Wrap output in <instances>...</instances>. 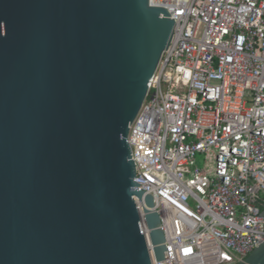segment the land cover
I'll return each mask as SVG.
<instances>
[{
	"label": "water",
	"instance_id": "obj_1",
	"mask_svg": "<svg viewBox=\"0 0 264 264\" xmlns=\"http://www.w3.org/2000/svg\"><path fill=\"white\" fill-rule=\"evenodd\" d=\"M174 25L150 0H0V264H152L144 225L164 259L128 135Z\"/></svg>",
	"mask_w": 264,
	"mask_h": 264
},
{
	"label": "built area",
	"instance_id": "obj_2",
	"mask_svg": "<svg viewBox=\"0 0 264 264\" xmlns=\"http://www.w3.org/2000/svg\"><path fill=\"white\" fill-rule=\"evenodd\" d=\"M150 2L175 21L128 135L165 237L157 261L144 225L152 264H236L264 241V0Z\"/></svg>",
	"mask_w": 264,
	"mask_h": 264
},
{
	"label": "rangeland",
	"instance_id": "obj_3",
	"mask_svg": "<svg viewBox=\"0 0 264 264\" xmlns=\"http://www.w3.org/2000/svg\"><path fill=\"white\" fill-rule=\"evenodd\" d=\"M204 155H201V154H198L197 155V163L199 164V166H202L203 164H204ZM214 158H212V160H211V164H213V162H214V160H213Z\"/></svg>",
	"mask_w": 264,
	"mask_h": 264
}]
</instances>
